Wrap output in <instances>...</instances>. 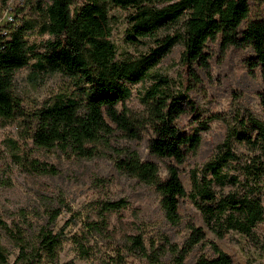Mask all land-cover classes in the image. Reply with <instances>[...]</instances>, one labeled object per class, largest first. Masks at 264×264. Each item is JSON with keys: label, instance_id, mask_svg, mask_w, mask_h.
Here are the masks:
<instances>
[{"label": "trees", "instance_id": "trees-1", "mask_svg": "<svg viewBox=\"0 0 264 264\" xmlns=\"http://www.w3.org/2000/svg\"><path fill=\"white\" fill-rule=\"evenodd\" d=\"M0 2L7 4V0ZM112 9L126 14L127 42L134 45L150 40L154 45L139 56L118 60L110 41ZM10 15L12 20L0 27V120L17 124L20 134L38 150H58L90 160L118 131L130 139L147 135L152 156L183 164L197 150L205 128L195 125L182 132L175 125L187 111L196 112L188 91L174 92L166 78L155 76L156 82L140 99L143 113L129 114L124 107L131 97L130 86L152 78L153 68L177 43L183 46L181 61L188 69L207 67L205 48L210 41H219L223 48H248L252 52L249 67L259 69L264 78V19L251 17L250 0H22ZM178 27L175 35L158 37L160 31ZM31 61L37 73L58 75L65 83L52 99L28 110L14 92V75ZM237 123L241 130L231 129L213 158L197 175L192 173L189 195L175 165H166L162 178L155 162L125 149L114 166L121 175L156 192L169 225L181 224L179 201L188 197L204 226L218 239L230 231L251 235L264 221V122L245 115ZM231 140L257 148L259 154L244 159L233 150ZM25 162L32 175H57L53 165L38 159ZM214 184L230 186L231 191L217 195ZM51 203L55 206L46 209L41 225L27 221L24 227H6L12 251L0 246V264H59L67 242L86 260L90 256L85 246L88 237L110 240L108 218L129 207L125 198L97 201L90 207L93 220L88 214L84 219L81 212H74L60 194ZM63 214L68 219L56 228ZM21 215L24 218L23 212ZM120 238L123 244H118L114 258L123 264L130 257L145 258L152 264H160L163 257L168 264H230L228 255L203 230L190 233L181 244L171 243L167 235L158 244L142 230Z\"/></svg>", "mask_w": 264, "mask_h": 264}, {"label": "rangeland", "instance_id": "rangeland-1", "mask_svg": "<svg viewBox=\"0 0 264 264\" xmlns=\"http://www.w3.org/2000/svg\"><path fill=\"white\" fill-rule=\"evenodd\" d=\"M21 2L22 0H7V8L0 2V27L7 24L11 17L9 11L21 5ZM250 8L251 17L264 19V0L260 4L257 0H250ZM110 14V41L118 60L139 56L154 45L150 40L145 44L134 45L127 42L125 12L112 9ZM179 29H165L158 33V37L173 36ZM37 41L42 40L40 38ZM205 51L208 55L207 67L203 69L194 66L188 69L181 61L183 46L177 43L153 68L152 78L130 86L131 97L124 105L129 114H142L144 106L140 99L156 82L153 80L155 76L166 78L174 92L188 91V99L193 102L196 112L187 111L175 125L182 132L189 131L195 125H204L205 128L201 131L202 139L197 150L189 154L181 165L152 156L147 148V135L140 139H130L115 131L108 146L101 148L95 158L87 160L66 156L58 150H38L20 134L17 124L0 120V246L7 250L12 247V239L6 227H24L27 221L37 225L44 223L46 209L55 206L51 202L58 194L65 198L74 212H81L84 219L88 215L92 216L90 218L93 220L96 218L90 212V207L95 202L125 198L129 207L108 218L110 240L106 236L88 237L89 242L85 246H88L90 256L86 260L80 259L74 246L67 242L59 254L58 263L123 264L114 257L118 244H123L120 237L126 234L142 230L154 237L158 244L163 235H167L171 243L181 244L190 233L203 230L207 239L228 255L230 264H264V221L256 225L251 235L230 231L220 240L204 226L199 211L186 197L179 201L181 224L171 226L164 218L156 192L121 175L114 166L125 149L137 152L142 160L155 162L162 178L165 177L166 165H175L180 181L189 195L193 191L192 173L195 171L197 175L204 164L213 158L219 146L229 138L231 129L241 130V125L237 122L243 116L249 115L264 122V78L259 69L248 65L252 57L251 50L223 48L219 41H210ZM33 64L34 61H31L27 68L14 75V92L28 110L39 108L52 99L64 89L65 83L58 75L37 73ZM122 108V104L119 105V109ZM253 135L255 137L254 133ZM231 141L233 150L243 155L244 159L259 154L257 148ZM25 159H38L53 165L57 175H32L26 169ZM212 188L217 195L231 191L230 186L222 188L214 184ZM262 203L264 206V184ZM67 219L68 214L60 216L56 228L61 227ZM161 261L160 264H168L165 257ZM125 264L152 262L145 258L130 257L125 259Z\"/></svg>", "mask_w": 264, "mask_h": 264}, {"label": "built area", "instance_id": "built-area-1", "mask_svg": "<svg viewBox=\"0 0 264 264\" xmlns=\"http://www.w3.org/2000/svg\"><path fill=\"white\" fill-rule=\"evenodd\" d=\"M7 13H8V11H7ZM9 13H10V11H9ZM12 19H11V17L9 18V21H11Z\"/></svg>", "mask_w": 264, "mask_h": 264}]
</instances>
